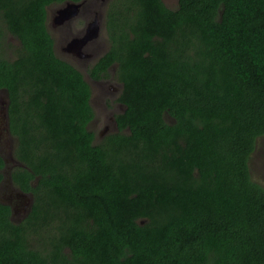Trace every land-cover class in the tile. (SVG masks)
<instances>
[{"label": "trees", "instance_id": "trees-1", "mask_svg": "<svg viewBox=\"0 0 264 264\" xmlns=\"http://www.w3.org/2000/svg\"><path fill=\"white\" fill-rule=\"evenodd\" d=\"M67 1L0 0L11 177L32 196L19 222L0 202V264H264V0H111L88 74L115 65L124 109L101 141L48 25Z\"/></svg>", "mask_w": 264, "mask_h": 264}, {"label": "rangeland", "instance_id": "rangeland-1", "mask_svg": "<svg viewBox=\"0 0 264 264\" xmlns=\"http://www.w3.org/2000/svg\"><path fill=\"white\" fill-rule=\"evenodd\" d=\"M111 0H85L82 2V4L79 6V8L76 10L78 11L74 17L73 21H60L58 25L54 26L53 21H55V17L59 14V11L66 7L68 2L67 1L62 4L54 3L49 6L48 12H49V20L48 25L52 32L53 37L55 38V45H56V51L58 55L64 59L69 60L74 65H76L78 68H80L86 75V78H88L91 88H92V105L95 110V117L90 123V129L93 130L97 134V140L101 141L103 137L107 133H111L116 129L115 125V115L122 112L124 109V106L122 102L118 100L122 84L117 80L115 75L116 67L113 65V67H110V75L108 78L99 79L98 81H93V79L88 74V69L90 68V65L93 64L95 61L91 60L87 64H83L79 60L75 59L71 54L66 52L63 47L66 46L67 42L74 37V32L76 34L80 33L83 30H87V26L89 23L93 22V19L96 18V16L99 17L102 22L99 21V27H98V35L93 36V39L96 40L99 38V36H104V41L106 44V48H104L105 51H107L110 47L109 38L106 34V9L108 8V5ZM166 4H168L171 7H177L178 0H164ZM93 4V6H92ZM83 9H86L88 12L84 13L81 11ZM104 11V15L101 16L100 12ZM85 18V19H84ZM82 19V20H81ZM70 20V19H68ZM62 22V23H61ZM73 30V32H72ZM13 42H17L15 39L11 38ZM18 43V42H17ZM97 56H101L103 52ZM95 57V58H97ZM5 95L4 91H0V97ZM3 99V98H2ZM8 118L5 113V102L2 106V116H1V123H0V153L3 157H9L12 150H14V157H15V148L17 144V140L11 135L10 130L8 132V126L7 122ZM16 158V157H15ZM250 168L252 171V175L256 181L264 185V137L260 138L255 151L252 154L251 161H250ZM7 188V187H6ZM6 188H0V195L2 192L5 191V193H8L10 196H12L14 199H18L15 190H12L10 187ZM31 198L32 196H26L23 195V198L21 201L16 203L15 201L11 204L15 209L20 208L23 210L24 202L27 204H30L31 206ZM6 202V201H4ZM19 205V206H18ZM27 209L29 205H26ZM22 211L28 212L29 210ZM14 213V209H13ZM22 217V215H21ZM14 222H19V217L15 216L12 217Z\"/></svg>", "mask_w": 264, "mask_h": 264}, {"label": "flooded vegetation", "instance_id": "flooded-vegetation-1", "mask_svg": "<svg viewBox=\"0 0 264 264\" xmlns=\"http://www.w3.org/2000/svg\"><path fill=\"white\" fill-rule=\"evenodd\" d=\"M92 6H93V4H92ZM81 11L83 12V14L86 13V12H88L86 9H83ZM77 12L78 11L73 12L67 19H64L63 21L64 22L66 20L67 21H73V17H74V15ZM100 14H101V16L104 15V11H101ZM68 19H70V20H68ZM94 19H99V17L96 16V18H94ZM55 21H56V18H55ZM99 21L102 22V20H100V19H99ZM58 24H59V21H56V22L53 21V25L54 26H56ZM72 32H73V30H72ZM86 32H87L86 30L81 31L78 34H76L74 32V34H75L74 37L71 38L67 42L66 46L63 47V49L66 52H68L69 54H71L75 59L79 60L83 64H87L91 60H94L96 62L106 52L104 50V48H106V44H105V41H104V36H102V35L99 36V38L96 39V40H94L93 37L91 39L87 40L86 42H84V44H83V46L81 48H74V47L70 46V42H73V40L83 37L86 34ZM98 33H99L98 32V29H96L95 30V36H97ZM101 51H105V52H103V54L101 56L97 57L101 53ZM95 57H97V58H95ZM93 81H98V80L97 79H93ZM2 106H3V103H2V101L0 99V123H1V116H2ZM114 121H115V119H114ZM115 125H116V129H117L116 121H115ZM4 159H5V163L6 164H5V167L3 169L4 177H3L2 181L0 182V188L1 187L2 188L3 187L4 188L10 187L12 190H15L16 195H17V191H19V192H18V195H17V198L18 199H14L8 193H5V191L2 192L1 195H0V202L11 205V204H13L12 202L15 201L16 203H18L23 198V194L21 193L20 188H18V187H16L14 185V183L12 182V177H11V170L13 169L14 166H16V165H18L20 163L14 157V150H12V152L10 153V156L8 158L7 157H4ZM4 201H6V202H4ZM23 204H24V206L29 205V207H28L27 210L30 209V204H27L25 202ZM26 213H27V211L24 212V213L20 211V213L17 214L14 211V213L12 212V217L15 218V216H17V217H19V220H20L23 216H25ZM21 215H22V217H21Z\"/></svg>", "mask_w": 264, "mask_h": 264}, {"label": "water", "instance_id": "water-1", "mask_svg": "<svg viewBox=\"0 0 264 264\" xmlns=\"http://www.w3.org/2000/svg\"><path fill=\"white\" fill-rule=\"evenodd\" d=\"M81 4H82V2H80V3L68 2L66 7L62 8L59 11V14L55 17L56 20L60 22L64 19H67L73 12H76V10L79 8V6ZM99 24H100L99 19L93 20V22L90 23L89 26L87 27V33L83 37L75 39V40H73V42H70V46H72L74 48H81L83 46L84 42H86L89 38H92L95 35V30L98 29ZM3 91H4L5 95L2 96L3 99L1 97H0V99H1L2 103L5 102V105H6L5 106V113H6V116L8 118V113H7L8 112L7 111L8 94H7L6 90H3ZM6 122H7V126H8V132H9V121H7V119H6ZM23 195H25V194H23ZM13 209L17 214H19L20 211L22 210L19 207L16 209L13 207ZM26 209H27V207L24 206L22 211H25Z\"/></svg>", "mask_w": 264, "mask_h": 264}, {"label": "clouds", "instance_id": "clouds-1", "mask_svg": "<svg viewBox=\"0 0 264 264\" xmlns=\"http://www.w3.org/2000/svg\"><path fill=\"white\" fill-rule=\"evenodd\" d=\"M83 1H85V0H82V1H79V2H75V1H72V2L80 3V2H83ZM48 20H49V18H48ZM93 20H95V19H93ZM89 24H90V23H89ZM89 24H88V26H89ZM88 26H87V27H88ZM86 31H87V30H86ZM86 33H87V32H86ZM89 39H91V38H89ZM89 39H88V40H89ZM104 54H105V53H104ZM21 193H22V192H21ZM22 194H24V193H22ZM25 195H27V194H25ZM27 196H29V195H27Z\"/></svg>", "mask_w": 264, "mask_h": 264}]
</instances>
